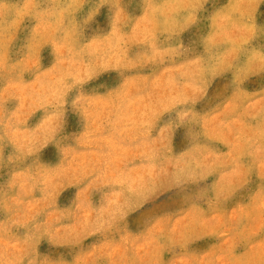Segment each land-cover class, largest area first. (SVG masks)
<instances>
[{
    "label": "rangeland",
    "instance_id": "374dc122",
    "mask_svg": "<svg viewBox=\"0 0 264 264\" xmlns=\"http://www.w3.org/2000/svg\"><path fill=\"white\" fill-rule=\"evenodd\" d=\"M0 264H264V0H0Z\"/></svg>",
    "mask_w": 264,
    "mask_h": 264
},
{
    "label": "bare ground",
    "instance_id": "6f19581e",
    "mask_svg": "<svg viewBox=\"0 0 264 264\" xmlns=\"http://www.w3.org/2000/svg\"><path fill=\"white\" fill-rule=\"evenodd\" d=\"M145 18V17H144ZM143 28V27H142ZM16 87V86H15ZM132 103V102H131ZM32 143V142H31ZM115 153V152H114ZM85 161V160H84ZM83 163V162H82ZM78 165V164H77ZM35 207V206H34Z\"/></svg>",
    "mask_w": 264,
    "mask_h": 264
}]
</instances>
